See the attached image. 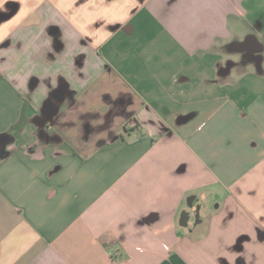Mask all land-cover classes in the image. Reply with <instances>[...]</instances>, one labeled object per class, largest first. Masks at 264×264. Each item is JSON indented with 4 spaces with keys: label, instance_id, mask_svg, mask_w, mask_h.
Returning <instances> with one entry per match:
<instances>
[{
    "label": "crops",
    "instance_id": "0c3cea01",
    "mask_svg": "<svg viewBox=\"0 0 264 264\" xmlns=\"http://www.w3.org/2000/svg\"><path fill=\"white\" fill-rule=\"evenodd\" d=\"M0 264H264V0H0Z\"/></svg>",
    "mask_w": 264,
    "mask_h": 264
},
{
    "label": "water",
    "instance_id": "95a60500",
    "mask_svg": "<svg viewBox=\"0 0 264 264\" xmlns=\"http://www.w3.org/2000/svg\"><path fill=\"white\" fill-rule=\"evenodd\" d=\"M55 115V112L52 114V115H50L48 118H47V120H51L52 119V117ZM193 200H194V198H190V200H189V206H192V203H193Z\"/></svg>",
    "mask_w": 264,
    "mask_h": 264
},
{
    "label": "built area",
    "instance_id": "2783aa9c",
    "mask_svg": "<svg viewBox=\"0 0 264 264\" xmlns=\"http://www.w3.org/2000/svg\"><path fill=\"white\" fill-rule=\"evenodd\" d=\"M117 252H114L113 254L111 253V255H114V254H116Z\"/></svg>",
    "mask_w": 264,
    "mask_h": 264
}]
</instances>
